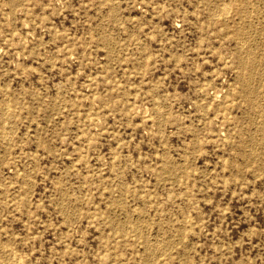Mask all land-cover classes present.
<instances>
[{
    "label": "rangeland",
    "instance_id": "rangeland-1",
    "mask_svg": "<svg viewBox=\"0 0 264 264\" xmlns=\"http://www.w3.org/2000/svg\"><path fill=\"white\" fill-rule=\"evenodd\" d=\"M0 264H264V0H0Z\"/></svg>",
    "mask_w": 264,
    "mask_h": 264
},
{
    "label": "bare ground",
    "instance_id": "bare-ground-1",
    "mask_svg": "<svg viewBox=\"0 0 264 264\" xmlns=\"http://www.w3.org/2000/svg\"><path fill=\"white\" fill-rule=\"evenodd\" d=\"M229 5H230V4H229ZM242 56H243V55H242ZM7 134H8V133H7ZM18 258H19V257H18ZM15 259H16V258H15ZM17 260H18V259H17ZM17 260H16V261H17ZM20 262H21V261H20ZM16 263H17V262H16Z\"/></svg>",
    "mask_w": 264,
    "mask_h": 264
}]
</instances>
